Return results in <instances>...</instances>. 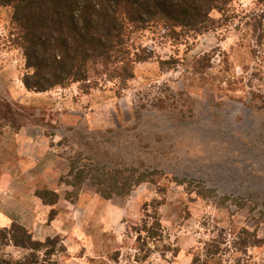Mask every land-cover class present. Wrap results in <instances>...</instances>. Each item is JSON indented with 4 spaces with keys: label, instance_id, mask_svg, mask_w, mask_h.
<instances>
[{
    "label": "rangeland",
    "instance_id": "1",
    "mask_svg": "<svg viewBox=\"0 0 264 264\" xmlns=\"http://www.w3.org/2000/svg\"><path fill=\"white\" fill-rule=\"evenodd\" d=\"M229 10L214 32L175 37L157 21L133 33L131 52L146 59L133 77L93 67L83 95L78 84L25 90V59L0 7V166L10 165L0 227L20 224L39 241L57 236L44 264H264V2L233 0ZM130 151L163 170L155 185L105 200L88 183L76 202L65 199L79 153L121 166ZM45 190L58 194L56 204L35 196ZM155 212L162 236L138 241ZM25 254L0 246V257Z\"/></svg>",
    "mask_w": 264,
    "mask_h": 264
},
{
    "label": "trees",
    "instance_id": "2",
    "mask_svg": "<svg viewBox=\"0 0 264 264\" xmlns=\"http://www.w3.org/2000/svg\"><path fill=\"white\" fill-rule=\"evenodd\" d=\"M232 2L0 0V7L10 10L13 43L25 59L26 73L21 80L25 90L45 93L78 84L81 93L87 95L91 90L93 67L103 75H123L127 80L133 77L135 62H145L144 56L131 52L129 41L133 33L145 30L157 21L169 27L175 37L181 33L199 35L214 32L231 18L228 15ZM212 12L221 17L213 18ZM136 153L140 152L130 151V158L121 166L83 158L79 153L71 166L72 180L66 182L72 190L66 193L65 199L76 202L83 186L88 183L95 194L105 200L127 197L142 184L155 185L164 174L163 170L134 160ZM157 193L162 191L157 190ZM35 196L44 205H54L59 200L53 191H37ZM154 205L158 208L161 202L155 198ZM145 207L148 212L147 205ZM146 217L136 231L137 240L144 243L162 236L157 212L152 216L146 214ZM0 246H11L27 253L18 260L0 257V264H39L40 255L44 264L58 252L59 238L35 240L25 227L11 223L9 227H0Z\"/></svg>",
    "mask_w": 264,
    "mask_h": 264
},
{
    "label": "crops",
    "instance_id": "3",
    "mask_svg": "<svg viewBox=\"0 0 264 264\" xmlns=\"http://www.w3.org/2000/svg\"><path fill=\"white\" fill-rule=\"evenodd\" d=\"M5 135V132H3V136ZM13 135V133H12ZM2 137V136H1ZM1 149V148H0ZM10 156H12L11 154H9V158H11ZM4 157L3 156H0V159H3ZM5 160L3 159L2 162H4ZM10 161V160H9ZM10 165L6 166L4 164H2L0 166V184L3 183L2 179H5L4 177L6 176V174H8V168H9Z\"/></svg>",
    "mask_w": 264,
    "mask_h": 264
}]
</instances>
